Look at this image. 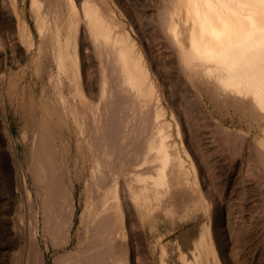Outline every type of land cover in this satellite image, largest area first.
<instances>
[{"label":"bare ground","instance_id":"1","mask_svg":"<svg viewBox=\"0 0 264 264\" xmlns=\"http://www.w3.org/2000/svg\"><path fill=\"white\" fill-rule=\"evenodd\" d=\"M161 1L164 2V6L160 5L163 8L159 14L162 19V21L160 19V32L163 36L161 40L164 38L170 47L167 46L173 55H169L173 58L176 57V69L186 78L185 85L188 86L189 81L193 86V79L196 78L205 79L210 81L209 83H215L220 90L248 97L259 113L264 114V0ZM80 3L76 5L75 0H67V13L63 20L57 9L51 18L49 9H42L39 4L38 7L35 6L39 33V41L36 42L34 33L28 22L20 16L14 0H0V28L5 30V26H7V32H4L3 37L8 36L9 42L14 45L9 49L8 55L13 56L14 49L19 51L20 40L24 39L27 42V47L22 52L20 51V55L25 54L29 49H34L37 61L35 62L39 66L45 50L54 63V67L49 66L48 68L47 82L42 87L41 95H43L45 104L63 121L65 125L63 127L68 133L69 144L63 149V158H68V155H71L75 160L76 167L78 160L81 162L89 160L90 162L89 176L87 174V178L90 180H85V185H83L86 189L83 206L81 205L82 198L78 199L82 206V210L79 212V222H75L78 203L74 190L67 188L64 185L65 182L59 184V192L56 188L59 198L55 203L59 201L58 208L62 212V215H58L57 218L59 210L56 208L58 212H55V208L53 210H51L52 207L50 208L52 200L57 196L54 193L56 196L54 197L51 193L50 202L48 195L51 189L47 183L45 185L42 182H46L48 169L52 172L54 166L52 164L53 166L49 167L47 162L54 160L57 166V159H53L56 156L52 157L50 149L52 145H47L52 132L47 128L48 119L43 116L41 122L39 117L40 128L36 129L37 131L35 127L33 129L35 138H37L36 141L35 138L33 139L38 144H33V146L35 145L36 150L39 149L37 146L45 147H42L43 149L40 147L41 153L39 154L34 151L37 154L34 155L36 166L33 165V162L29 164L35 166L34 175L31 174V177L33 175L37 180L33 179L35 180L33 184L39 187V183L45 187L44 196H42L43 208H40L43 222L34 221L35 225L31 228V232L29 231L30 234H26L28 238L23 245L28 247V250H32H30L31 254L33 252V256L37 257H34L35 262L40 264H46L45 253L51 247L55 251L62 250L61 253L59 252L60 255L56 254L55 257L59 258V264H141L145 261L142 259L147 256L145 254L146 245L144 246L145 238L139 240L138 237L136 238L135 251L131 261L125 260L123 255L112 253L116 246L127 245L131 229L130 223L134 224V221L139 218L140 222H143L145 219L143 217L151 216L161 206L162 199L170 192L172 185L179 180V176L191 172H189L190 168L184 165L185 159L174 137V134H178L181 139L183 138L186 122H183L178 112L177 116L175 115L176 133L171 128L174 124L166 115L165 104L160 101L162 96L160 98L157 93L155 82L149 74L150 67L144 60L142 52L135 46V40L128 33L118 30L113 23L112 15L95 2L82 0ZM1 34L3 35V32ZM1 34L0 38H2ZM169 55L168 57H170ZM6 57L5 54L4 65H6ZM170 61L172 62V60ZM93 66L96 69L93 68V70ZM179 74L178 72L177 76ZM180 77L182 76H179V80ZM187 89L182 91L187 94ZM193 91L199 93L198 90L193 89ZM162 93L161 95H163ZM166 95L168 97V94ZM167 97L164 100H167ZM191 97L188 96V98ZM197 100L196 98L193 102L195 103ZM203 104L204 102L200 106ZM184 106L182 104V107ZM187 110L190 111L189 108ZM172 115L174 116V113ZM187 116L190 115L186 114L185 117ZM213 122L216 123V120ZM217 123L216 126H218ZM215 125L213 124L214 127ZM3 130L6 132L5 126ZM217 132L219 131L217 130ZM220 132L222 134L223 131ZM236 132L238 133V131ZM213 133L216 134L215 131ZM23 136H25V132ZM50 138L52 140V137ZM248 140L246 141L248 142ZM52 142L50 144H54ZM137 142L141 144V149L135 147ZM255 143L259 153L264 156V127L263 135ZM244 144L245 142L243 146ZM58 146L61 147L59 143ZM246 146L248 148V145ZM189 150L184 148L183 152L187 154ZM59 152L61 153L60 150ZM31 158L33 159L32 156ZM250 160L252 161V159ZM189 163L193 172H197L193 161ZM81 167L83 166L80 164L79 168ZM56 169L54 168L55 171ZM19 170L21 183L29 198L32 194L28 191V180L20 164ZM54 173L52 172V174ZM6 174L4 173V175ZM126 174L131 177L127 178ZM55 175L57 174L55 173ZM53 176L48 177V181L52 180ZM60 177L62 176L58 175V178ZM1 179L3 180V178ZM33 180L32 182H34ZM56 181L59 182L56 179L55 182L53 181L54 184ZM33 184L31 185L33 186ZM87 184H89V188ZM69 185L71 186V184ZM35 186L33 188H36ZM54 186L52 185L51 188ZM101 187H104L103 194L98 195V190ZM27 194L24 195L25 198ZM39 200L41 201V199ZM217 209L219 210V208ZM217 213L219 214V212ZM51 218H54L55 222H49ZM28 228L30 229V226ZM136 229L138 230V228ZM139 229L144 233V226L141 225ZM139 233L141 232L139 231ZM147 257L149 258L150 255ZM27 258L29 259V257Z\"/></svg>","mask_w":264,"mask_h":264},{"label":"rangeland","instance_id":"2","mask_svg":"<svg viewBox=\"0 0 264 264\" xmlns=\"http://www.w3.org/2000/svg\"><path fill=\"white\" fill-rule=\"evenodd\" d=\"M90 1L95 2L98 6L111 14L112 19H114L113 23L115 27L120 31L128 33L129 36L135 40V46L142 52L144 60L147 61L150 67L149 74L151 79L155 82L159 97L161 98L162 96L163 98L165 96L163 99L161 98L160 101L162 104H165L166 115L170 121L172 120V124H174L171 126L173 131L176 133L175 115L178 114V112L183 122L185 121L187 124H185L184 127L183 138L181 139V136L178 134H174V137L179 149H181V151H179L182 152L185 159L184 165L190 168L189 172H191L179 176L180 178L177 182L173 180L175 184L172 185L166 197L162 199L161 206H159L151 216L143 217L145 218L143 222H140V218L136 219V221H134L135 223L132 224L134 226L137 225V227H134L130 223L129 227L131 229L129 231L130 236L128 235L127 245L116 246L112 254L115 252V254L123 255L125 260L131 261L130 259L133 257L132 255L135 251V240L137 241L136 238L138 237V240L145 238V254H147V256L150 255L149 258L146 256L147 259H142V261H145L141 264H264V156L259 153L256 145H254L263 135L264 114L259 113L248 97L232 94L223 89L220 90L215 83H209L210 81L205 79L196 78L193 79V86L189 81V84L187 83L188 86L185 85L187 82L186 78L176 69V57H171L173 53L171 54L172 51L171 49L169 50L170 47L166 40L164 38V41L161 40L163 37L160 32V23L162 19L159 14L162 12L161 10L163 7L161 6H164L163 1ZM75 2L77 5L82 2V0H75ZM14 3L20 16L28 22L35 35L36 42L39 41V33L36 24L37 8L35 9V6L38 7L39 4L42 9H49L51 11V18H53L56 9L57 12L60 13V18L62 20L66 17L67 13V0H14ZM80 5L81 3L78 6L80 7ZM0 32H3V35L0 33L2 37L0 38V83L2 84H0V264H40L39 262H35L36 260H34V257H37L36 255L33 256V252L31 254L32 250H28V247L26 248L24 247L25 245H23L28 238L27 235L31 232V228L35 225L34 223L43 222L41 209L43 208L42 196H44L45 187L42 184L39 185V183V187L33 184L35 180H37L33 176L34 167L36 166V164H34V155L36 153H41L39 149L41 150L43 147V145H41V148L39 146H37L39 149L36 150L35 148L38 142L35 143L37 138H35L36 135L34 133L36 129L38 130V128H40L38 125L40 122L38 121L39 117L41 122L43 116L48 119L47 128L53 132L52 134L50 131L51 135L49 136L47 145H52V148L50 146L52 150L51 154H53L52 157L56 156L53 159H57V166L53 159H51L53 160L52 162L48 161L50 164L48 162L47 164L49 167L52 164L54 165H52L53 169L51 168L53 173L55 171L54 168L58 169H56L57 172L55 171L57 175H55V173L52 174L48 169L47 179L44 177L46 182H42H44L43 184L45 185L47 183L51 189L48 195L50 202L54 193L56 196L58 195V186L62 184V182H65L64 185L67 186V188H73L78 203L77 213L75 215V222L77 223L79 222V212L82 210L83 196L86 190L83 185H85V180H90L87 178L90 172V162L88 160V164L87 161L81 162V160H78L79 166L77 165V168L75 160L71 155H68V158H63V149L69 144L68 133L65 131V127H63L65 126L63 121L57 117L47 104H45L42 98L43 95H41L42 87L47 82L48 68L49 66L54 67L51 57H49L44 50L42 62H40L38 66L34 56V49H29L25 54L20 55V51L22 52L27 47V42L24 39L20 40L19 51L18 49H14L13 56L8 55L9 49L13 48L14 45L9 42L8 36L3 37L4 32H7V26H5V30L0 28ZM162 43L166 44L164 45ZM5 54L7 55L5 59L6 65H4L3 62ZM168 55L170 57H168ZM93 68L96 69L95 66H93L92 69ZM178 72L181 75L179 74L177 76ZM95 73L97 74L96 70ZM179 76H182L180 80L178 79ZM184 89H187V94L182 91ZM193 89L195 91L198 90L199 96ZM188 90L191 93L193 91V93L197 95L193 93L188 94L190 93ZM165 92L168 94V97ZM161 93L163 95H161ZM188 96L192 97L188 98ZM166 97L168 99L164 100ZM196 98L198 100L195 104L193 101L196 100ZM190 99L194 100L191 101ZM200 99L203 101H199ZM197 102L201 103L198 104ZM203 102L204 104L200 106ZM180 103H182L183 106L185 104V106L182 107ZM172 105L173 109L171 108ZM186 105L190 106L187 107ZM193 105L196 106L194 107ZM187 108H189L190 111H188ZM191 109L195 111L193 112ZM86 112L87 115L90 116L89 112ZM206 112L207 114H205ZM172 113H174V116H171ZM186 114L190 116L185 117ZM214 119L216 123L218 122V126L213 122L215 121ZM188 121L189 123H187ZM219 122L221 123L220 125ZM2 125L3 127L1 128ZM4 126L6 132H3ZM34 127L35 130L33 131ZM215 128L216 130H214ZM228 129L229 134L227 133ZM217 130L219 132H217ZM213 131H215L216 134H214ZM220 131H223L222 134ZM236 131H238V133ZM24 132L25 136H23ZM215 136H218V139ZM222 136L225 138L223 139ZM50 137H52V140ZM33 138H35V141ZM247 139H249L248 142L246 141ZM240 140H242L243 143L245 142L244 146ZM51 142L54 144H50ZM58 143L61 145L62 149L58 146ZM33 144L35 145L33 146ZM246 145H248V148ZM140 146L141 144L138 142L137 145H135L137 149H139ZM239 147L245 149H240ZM182 148L190 149L189 153L191 152L192 154H186L183 152ZM55 149L58 151L56 152ZM250 159H252V161ZM192 161L195 171H197L195 173L189 163H192ZM32 162L33 165H35L34 167L31 165ZM19 164L24 170L28 180V191L33 195L29 197L31 199L30 201L21 183ZM80 164L83 167L79 168ZM258 165L261 166V168H259ZM196 167H199L198 170ZM27 169H32L33 171L29 172ZM4 173L7 174L4 175ZM122 173L125 174V172ZM31 174H33L32 177ZM84 174L86 179H84ZM51 175L55 177L53 176L52 180L50 179L48 181V177H52ZM58 175L62 177L58 178ZM81 177L83 178L81 179ZM126 177L129 178L131 175L126 174ZM1 178H3V180ZM56 179L59 182L56 181L55 185L54 182ZM32 180L34 182H32ZM69 184H71V186ZM52 185L55 186L51 188ZM34 186L36 188H33ZM87 187L89 188V184H87ZM42 188L44 190H41ZM56 188L58 192H56ZM36 189H39L38 192L43 191L39 193L40 197ZM87 191H89V189H87ZM103 191L104 187H101V189L99 188L98 195H102ZM25 194H27L26 198L24 196ZM38 198L41 199V201ZM56 198V200H52L53 202H51L50 208L52 207L51 210L55 208V212H58L59 201L56 202L58 203L57 206L54 205H56L55 201L58 200L59 196ZM81 198L82 206L79 203ZM26 199L27 201H25ZM36 208L38 209L36 210ZM217 208H219L220 211ZM217 212H219V214ZM58 215H62L60 210L57 214V218L59 217ZM51 220L49 222H55L54 218H51ZM140 224L144 226V233L139 229L141 226ZM27 225L30 226V229ZM135 228H138V230H135ZM27 229H29L28 232ZM139 231L141 233H139ZM133 237H135V239H133ZM132 249L133 251L131 252ZM48 251L45 253L46 264H59V258L55 257L56 254L59 256V252H62V250L55 251V249L51 247ZM26 252L28 253L26 254ZM27 257H29V259ZM28 260H30V263Z\"/></svg>","mask_w":264,"mask_h":264}]
</instances>
